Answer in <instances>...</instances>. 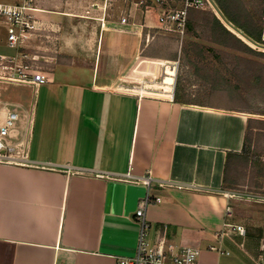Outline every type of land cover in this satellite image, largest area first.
Returning a JSON list of instances; mask_svg holds the SVG:
<instances>
[{
  "label": "crops",
  "instance_id": "1",
  "mask_svg": "<svg viewBox=\"0 0 264 264\" xmlns=\"http://www.w3.org/2000/svg\"><path fill=\"white\" fill-rule=\"evenodd\" d=\"M109 3L36 1L37 17L59 40L39 51L51 73L44 85L59 99L42 103L36 142V110L26 114L31 123L20 141L30 162L0 163V264H115L117 256L133 255L147 176L152 194L162 198L147 208L152 237L165 228L170 241L201 247L200 264H220L223 255L210 245L253 264L264 215L259 209L236 214L239 201L224 188L228 154L235 162L247 146L249 111L180 91L166 102L95 90L97 69L107 77L133 60L118 48L123 34L141 45L143 31L160 26L154 12L145 14L132 1L125 8ZM227 220L244 224L247 237L216 238ZM243 239L247 253L237 244Z\"/></svg>",
  "mask_w": 264,
  "mask_h": 264
},
{
  "label": "built area",
  "instance_id": "2",
  "mask_svg": "<svg viewBox=\"0 0 264 264\" xmlns=\"http://www.w3.org/2000/svg\"><path fill=\"white\" fill-rule=\"evenodd\" d=\"M36 1L22 0L18 4L0 2V19L6 26L8 44L15 50L13 54L0 53V80L22 83L37 89L50 82L51 73L43 66V62L48 61L45 56L38 51L32 52V49L34 46H44L49 43L56 46L59 40L54 35L55 31H51L54 30L53 26L37 17ZM152 1V3H146V0H132V3L138 8H146V12L156 5L160 10V24L166 30L180 35L186 32L189 12L193 9L213 11L226 24L215 0H180L177 7L172 5L171 0ZM121 21L127 22V17H122ZM181 67V57L168 59L144 55L140 52L135 60L112 69L107 77H104L97 69L93 88L135 97L139 100L175 102L178 96ZM21 118L19 109L12 108L0 99V163L27 164L30 162L22 141L14 137L15 127ZM27 122L28 132L31 123L29 117ZM144 181L147 185V193L135 212V220L140 227L136 251L130 256H117L115 264H200L201 247L170 241L165 228L160 229L154 237L151 236L147 208L153 203L161 202L162 198L152 194L153 182L150 176L144 177ZM235 195L231 193V196ZM242 195L246 194L242 193ZM248 197L252 199L250 195ZM257 200L264 202V195L258 196ZM231 214L232 212H229L230 216ZM235 232L243 238L247 237V228L244 224L231 223L227 220L223 230L215 236L221 240L233 239ZM237 244L243 252L247 253L244 239ZM208 248L217 250L222 255H231V251L224 249L222 245H210ZM252 262L264 264V236L259 240L258 252L255 257H252Z\"/></svg>",
  "mask_w": 264,
  "mask_h": 264
},
{
  "label": "rangeland",
  "instance_id": "3",
  "mask_svg": "<svg viewBox=\"0 0 264 264\" xmlns=\"http://www.w3.org/2000/svg\"><path fill=\"white\" fill-rule=\"evenodd\" d=\"M0 2L18 4L22 0H0ZM147 2L152 3L153 1L147 0ZM171 2L177 7L180 0H171ZM242 2L250 13L255 14L257 19L261 17L262 0H242ZM127 4V0H110L109 8H123V5L125 8ZM254 5L256 6L253 7ZM144 10L145 14L154 12L159 21L160 10L156 5L147 12L146 8ZM229 29L231 31L234 29L236 32H232L238 37L239 34H243L233 25ZM144 33L145 39L141 45L137 37L134 38L129 33L123 34L124 44L118 47L120 52L130 55L135 60L137 52L142 46L141 52L144 55L168 59L181 57L182 67L177 94L180 91L185 97L191 99L250 110L247 113L250 118L254 119L249 124L246 154L243 155L244 158H235L231 169L237 171V174L235 171L232 173V176H235L233 179L237 180V189H249L251 192L232 191L234 189L228 191L236 194L232 198L239 201L237 210L233 208L236 214L244 216L259 209L264 215L262 205L258 208V205L264 202L257 200L258 196L264 194V94L261 91L262 88L256 85L253 80L254 75L263 69L262 66L253 61L256 58L252 54L218 44L214 40L215 35L212 34V30L202 25L198 27L197 23L188 24L184 35L168 31L161 24L159 27L146 28ZM147 34L151 35V39L146 37ZM240 37L242 38V36ZM146 38H149L150 41L148 42ZM242 39L252 48L264 51V45L253 43L246 36ZM37 46H34L32 52L43 51L45 48V45ZM14 52L15 50L8 44L6 26L0 19V53L13 54ZM0 99L12 108L21 111L22 118L15 127L16 131H14V137H18V139L27 138L28 117L26 118V114L28 115V110L32 112L33 109L36 110V127H34L33 132V141L36 142L41 116L45 110L42 109V103L49 101V99H59V94L52 90L50 92L47 85L36 89L22 83L1 79ZM35 102H38L39 105L34 108L33 103ZM46 111L52 113V110ZM233 181L231 180V182ZM242 193L246 195H242ZM248 195L252 199H248ZM228 250L231 251V255H223L220 264H247L238 252L233 249Z\"/></svg>",
  "mask_w": 264,
  "mask_h": 264
},
{
  "label": "trees",
  "instance_id": "4",
  "mask_svg": "<svg viewBox=\"0 0 264 264\" xmlns=\"http://www.w3.org/2000/svg\"><path fill=\"white\" fill-rule=\"evenodd\" d=\"M131 1L132 0H127L128 4H130ZM215 2L219 7V10L221 11L225 22H228L233 25L253 43H264L262 37L263 29L261 25V20L257 19L255 14L250 13V11L245 8L242 0H215ZM192 23H197L198 27L202 25L207 28H210V30H212V34L215 35L214 40L218 44L241 52L250 53L255 56L256 59L253 61L256 64L261 65L263 69L254 75L253 80L256 85L262 88L261 91L264 94V51L256 50L255 48H252L250 45H248L246 41L243 40L240 36L238 37L236 34H234L213 11L197 9L190 10L187 28L188 24ZM178 97L179 96H177V99ZM253 119L254 118H249L248 120V130L246 137L247 141L249 139V124ZM246 149L247 146H245L243 152L237 154V157L244 158L243 155L246 154ZM233 159V153H229L225 171L224 188L226 190L234 189L232 191L241 190V192H251V190L249 189H237V180L233 179L235 178V176L233 177L232 175H230V170L234 163ZM231 180L234 181L231 182Z\"/></svg>",
  "mask_w": 264,
  "mask_h": 264
},
{
  "label": "bare ground",
  "instance_id": "5",
  "mask_svg": "<svg viewBox=\"0 0 264 264\" xmlns=\"http://www.w3.org/2000/svg\"><path fill=\"white\" fill-rule=\"evenodd\" d=\"M226 25L230 28V26H232L230 23L228 24L227 22H226ZM232 31H235L234 29H232ZM236 32V31H235ZM240 36H242V38H245V36L243 35V34H239ZM254 46V45H253Z\"/></svg>",
  "mask_w": 264,
  "mask_h": 264
}]
</instances>
